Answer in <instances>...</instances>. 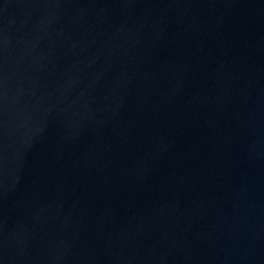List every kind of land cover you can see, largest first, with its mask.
Listing matches in <instances>:
<instances>
[{
	"label": "water",
	"instance_id": "obj_1",
	"mask_svg": "<svg viewBox=\"0 0 264 264\" xmlns=\"http://www.w3.org/2000/svg\"><path fill=\"white\" fill-rule=\"evenodd\" d=\"M0 264H264V0H0Z\"/></svg>",
	"mask_w": 264,
	"mask_h": 264
}]
</instances>
